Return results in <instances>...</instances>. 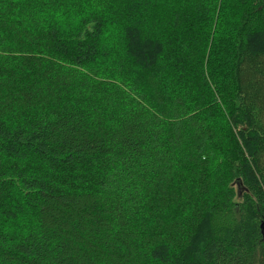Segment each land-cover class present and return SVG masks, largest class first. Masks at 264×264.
Instances as JSON below:
<instances>
[{
    "label": "trees",
    "instance_id": "1",
    "mask_svg": "<svg viewBox=\"0 0 264 264\" xmlns=\"http://www.w3.org/2000/svg\"><path fill=\"white\" fill-rule=\"evenodd\" d=\"M264 0H0V264H264Z\"/></svg>",
    "mask_w": 264,
    "mask_h": 264
},
{
    "label": "water",
    "instance_id": "2",
    "mask_svg": "<svg viewBox=\"0 0 264 264\" xmlns=\"http://www.w3.org/2000/svg\"><path fill=\"white\" fill-rule=\"evenodd\" d=\"M263 228H264V226H263Z\"/></svg>",
    "mask_w": 264,
    "mask_h": 264
}]
</instances>
